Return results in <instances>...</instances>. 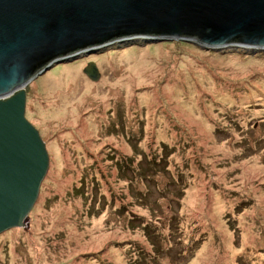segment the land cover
Instances as JSON below:
<instances>
[{
    "label": "rangeland",
    "instance_id": "rangeland-1",
    "mask_svg": "<svg viewBox=\"0 0 264 264\" xmlns=\"http://www.w3.org/2000/svg\"><path fill=\"white\" fill-rule=\"evenodd\" d=\"M26 97L48 170L0 264H264V54L120 43Z\"/></svg>",
    "mask_w": 264,
    "mask_h": 264
},
{
    "label": "water",
    "instance_id": "water-1",
    "mask_svg": "<svg viewBox=\"0 0 264 264\" xmlns=\"http://www.w3.org/2000/svg\"><path fill=\"white\" fill-rule=\"evenodd\" d=\"M140 41L264 54V0H0V235L23 228L48 170L26 87L55 65ZM83 73L99 79L93 63Z\"/></svg>",
    "mask_w": 264,
    "mask_h": 264
},
{
    "label": "trees",
    "instance_id": "trees-1",
    "mask_svg": "<svg viewBox=\"0 0 264 264\" xmlns=\"http://www.w3.org/2000/svg\"><path fill=\"white\" fill-rule=\"evenodd\" d=\"M130 160H129V163L127 164V163H125V162H123V163H120V169L122 170V171H124V169H126V170H130ZM169 221H171V220H169ZM145 225V224H144ZM149 226H151V225H149ZM147 227V225H145V228ZM148 228V227H147ZM170 228V226L168 227V229ZM155 236H158L159 237V233L158 234H155V235H153L152 236V239H154V237ZM151 246H154V243H152V245ZM152 249H154V248H152ZM154 255V254H153ZM156 257V256H155Z\"/></svg>",
    "mask_w": 264,
    "mask_h": 264
}]
</instances>
